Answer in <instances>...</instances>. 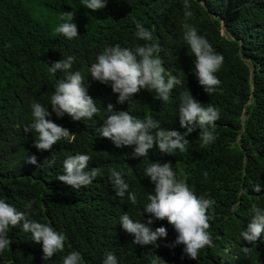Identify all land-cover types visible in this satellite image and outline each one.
I'll use <instances>...</instances> for the list:
<instances>
[{"label":"trees","instance_id":"1","mask_svg":"<svg viewBox=\"0 0 264 264\" xmlns=\"http://www.w3.org/2000/svg\"><path fill=\"white\" fill-rule=\"evenodd\" d=\"M188 2L194 15L186 21L184 0H107L97 11L86 9L83 0H0V199L66 237L64 251L45 260L42 244L32 241L21 222L9 228L11 244L0 253V264H62L72 251L81 254L80 264H103L109 252L117 264H264V233L253 244L240 235L252 207L264 209V0ZM72 11L78 36L68 39L55 30L65 22L61 16ZM133 19L152 32V41L135 36ZM185 22L224 57L215 73L221 85L211 95L194 75L195 58L183 40ZM148 43L158 45L154 55L163 62L165 80L171 75L183 82L166 103L154 90L141 89L131 103L117 104L111 86L92 79L91 65L105 47L119 44L134 50ZM68 56L75 57L70 71L84 76L99 112L80 121L53 113L47 118L69 129L74 139L39 151L36 134L24 131L32 123L31 105L40 103L51 111L50 96L67 73H53L50 66ZM188 91L203 107L219 112L216 140L206 147L200 146L198 125L185 137L190 143L185 152L162 155L154 145L147 158L133 157L131 147L117 148L99 135L109 103L141 120L151 116L164 130L184 135L187 128L181 127L178 112L180 94ZM81 152L91 157L86 171L97 168L99 175L75 190L57 177L64 174L63 161ZM33 155L36 164L28 163ZM154 158L171 162L198 198L212 201L207 212L213 246L200 250L198 260L188 258L183 245L165 246L177 235L167 220L149 225L167 229L159 247L133 244L134 237L120 225L124 213L134 222L149 219L143 209L155 186L143 171ZM110 170L120 172L129 186L123 198L114 193ZM256 184L260 192L253 191ZM133 192L135 205L128 201ZM243 247L250 251L245 254Z\"/></svg>","mask_w":264,"mask_h":264},{"label":"clouds","instance_id":"2","mask_svg":"<svg viewBox=\"0 0 264 264\" xmlns=\"http://www.w3.org/2000/svg\"><path fill=\"white\" fill-rule=\"evenodd\" d=\"M86 9L92 11L101 10L106 7L107 0H83ZM188 0H184L185 20L193 17ZM75 12H65L61 20L65 22L56 28V32L68 39L78 36V27L74 21ZM136 32L135 36L141 40L152 41V32L146 29L140 22L133 19ZM183 40L188 46L190 53L194 55V75L204 91L211 95L215 93L221 81L215 73L221 68L224 57L214 51L208 40L198 35L196 28L185 22L183 24ZM222 31V30H221ZM158 45L148 43L137 46L134 50L123 48L119 44L108 46L97 56V62L89 69L93 80L104 85H110L112 92L118 94L117 104L131 103L134 94L141 89H147L157 93L159 99L166 103L171 90L182 81L175 76H169L167 81L164 77L165 68L160 58L154 54ZM75 61L74 56H68L54 62L50 71L57 70L65 72L64 79H59L50 96L51 111L47 106L40 103L31 105L32 123L24 131H32L36 134L34 147L39 151H51L53 146L62 139L71 142L74 139L69 129L58 125L47 117L55 113L57 118L67 114L73 121L92 119L99 112L95 101L88 94L84 86V76L81 72H71ZM106 111L107 118L103 126L99 128V135L112 141L117 148L131 147L133 157H149L150 150L154 145L158 147L162 155H174L177 150L185 152L190 144L185 138L188 133L195 130L197 125L200 146L206 147L216 140L214 129L216 121L219 120V112L213 106L203 107L202 103L192 97L190 91L180 94L179 122L181 127L187 128V132L181 135L177 131L164 130L159 121L151 116L141 120L135 118L128 111H117L115 105L109 103ZM212 129V130H210ZM91 157L81 152L80 154L67 157L63 161L64 174L58 175L57 179L75 190L89 186L99 175V169L88 168ZM161 161L154 158L152 163L143 171L144 178H150L154 184V192L147 197L143 211L150 214L146 223L134 222L128 213L120 217L122 229L134 237L132 243L141 247L154 245L159 247L167 237V229L163 226L155 230L149 225L155 220H167L176 232L175 240L165 245L174 248L183 245V253L192 260H198L200 250L205 246L212 247L213 241L208 229L210 228V216L207 210L212 201L198 198L190 190L186 180L178 177L171 167V162ZM28 163L36 164V157L30 156ZM207 176V173H205ZM110 182L114 193L123 198L128 190L122 174L116 170H110ZM253 191L260 192L261 185L253 186ZM128 201L137 204V195L128 193ZM27 207H31V202ZM253 215L245 231L240 235L248 243H256L264 233V209L253 206ZM143 215V213H141ZM22 223V230L31 233L32 241L42 244L43 259L47 260L54 254L64 251L65 235L54 230L48 224L30 220L24 212L17 211L15 207L0 199V253H3L11 244L8 238L10 227H17ZM242 251L247 254L250 248L243 247ZM159 257L162 258L161 255ZM82 257L77 251H72L63 257L62 264H80ZM167 260V259H165ZM103 264H117L115 255L111 252L106 254Z\"/></svg>","mask_w":264,"mask_h":264},{"label":"bare ground","instance_id":"3","mask_svg":"<svg viewBox=\"0 0 264 264\" xmlns=\"http://www.w3.org/2000/svg\"><path fill=\"white\" fill-rule=\"evenodd\" d=\"M179 78V77H178ZM183 82V81H182ZM177 87V86H176ZM174 89H176V88H174ZM173 249V248H172Z\"/></svg>","mask_w":264,"mask_h":264}]
</instances>
